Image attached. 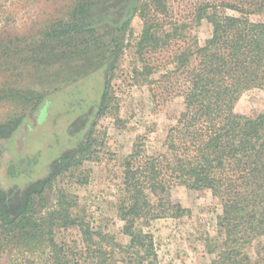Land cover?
Segmentation results:
<instances>
[{
    "label": "rangeland",
    "instance_id": "1",
    "mask_svg": "<svg viewBox=\"0 0 264 264\" xmlns=\"http://www.w3.org/2000/svg\"><path fill=\"white\" fill-rule=\"evenodd\" d=\"M169 1L178 17L191 12L196 0ZM141 21L130 0H0V191H30L22 205L26 217L44 219L62 191L73 197L72 213L127 241L117 207L124 162L134 146L147 154L162 152L166 132L184 107L181 96L153 100L151 85L136 78ZM190 31L202 44L211 25L192 22ZM76 86L82 87L79 94ZM80 97L82 103L75 104ZM99 104V114L78 131L85 113L96 114ZM235 111L264 113V90L245 91ZM84 147L90 154L81 158ZM173 195L186 213L143 225L153 234L160 262L210 264L214 254L206 240L216 235L220 201L208 190L184 186ZM19 207L10 201L11 213ZM15 222L8 226L0 219V264L33 258L41 263L40 251L25 252V241L9 234L18 232ZM56 236L70 241L80 233L72 227ZM44 243L32 244L40 250ZM262 243L264 236L248 249L251 259Z\"/></svg>",
    "mask_w": 264,
    "mask_h": 264
},
{
    "label": "trees",
    "instance_id": "2",
    "mask_svg": "<svg viewBox=\"0 0 264 264\" xmlns=\"http://www.w3.org/2000/svg\"><path fill=\"white\" fill-rule=\"evenodd\" d=\"M130 1L143 23L134 74L151 85L155 101L181 96L183 111L167 130L162 152L134 146L124 162L117 207L126 242L72 213L73 197L62 191L44 219L26 217L22 206L11 213L10 201L0 195L2 223L18 220L11 237L25 241V252L45 257L18 264H162L143 225L186 213L173 195L177 186L208 190L220 201L216 235L206 240L214 254L210 264H264V243L255 260L248 254L264 236V113L235 111L245 91L264 90V18L250 19L264 14V0H196L191 12L178 17L169 0ZM203 20L211 34L200 44L190 30ZM78 152L85 158L90 149ZM72 227L79 239L57 238V230ZM39 239L45 240L40 250L32 244Z\"/></svg>",
    "mask_w": 264,
    "mask_h": 264
},
{
    "label": "flooded vegetation",
    "instance_id": "3",
    "mask_svg": "<svg viewBox=\"0 0 264 264\" xmlns=\"http://www.w3.org/2000/svg\"><path fill=\"white\" fill-rule=\"evenodd\" d=\"M101 65L102 64H100L98 67H101ZM81 86H76V91H77V94H79L80 93V91H81ZM72 94H75V93H72ZM75 104H77V103H82V99H81V97L80 98H75ZM101 104V103H100ZM99 104V107L97 108V112H96V114H94V113H92V111H89L88 113H85L86 114V116H85V118H84V120H83V122H82V125H81V127L79 128V130L78 131H80L82 128H84L85 126H86V124H87V122L90 120V119H93L94 117H96L98 114H99V111H100V109H101V105ZM2 131H3V129H1ZM1 149H2V145H0V151H1ZM77 148L76 149H73L72 151H71V154H70V156L72 157L76 152H77ZM32 190L33 191H35L36 189H35V187L34 188H32ZM29 192L30 191H16L15 193H13V195H11V196H9L8 194L9 193H6V192H4V191H0V194H1V196L3 197V199L4 200H9V201H11V200H15L16 201V203H18V205H20V206H22L23 205V203L24 202H26V199H27V197H28V194H29Z\"/></svg>",
    "mask_w": 264,
    "mask_h": 264
}]
</instances>
